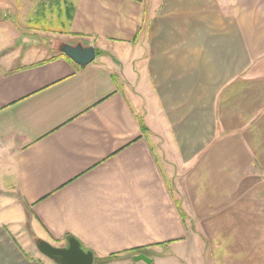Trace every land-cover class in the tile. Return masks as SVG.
I'll return each instance as SVG.
<instances>
[{
  "label": "crops",
  "instance_id": "crops-1",
  "mask_svg": "<svg viewBox=\"0 0 264 264\" xmlns=\"http://www.w3.org/2000/svg\"><path fill=\"white\" fill-rule=\"evenodd\" d=\"M68 237L264 264V0H0V264Z\"/></svg>",
  "mask_w": 264,
  "mask_h": 264
},
{
  "label": "water",
  "instance_id": "water-1",
  "mask_svg": "<svg viewBox=\"0 0 264 264\" xmlns=\"http://www.w3.org/2000/svg\"><path fill=\"white\" fill-rule=\"evenodd\" d=\"M61 53L78 67L87 66L95 59L92 45L85 48L81 45H64ZM35 248L40 255L56 264H94L93 254L81 248L79 242L73 238L68 239L64 247H54L45 241H38ZM131 259L134 262L151 263V260L143 254L135 255Z\"/></svg>",
  "mask_w": 264,
  "mask_h": 264
},
{
  "label": "trees",
  "instance_id": "trees-1",
  "mask_svg": "<svg viewBox=\"0 0 264 264\" xmlns=\"http://www.w3.org/2000/svg\"><path fill=\"white\" fill-rule=\"evenodd\" d=\"M68 239H72V238H71V237L66 238L65 242H66ZM37 242H38V241H37ZM81 248H83V247L81 246ZM83 249H84L85 251H88V250H86L85 248H83ZM141 252H142V250H140V249L133 250V251H131V252L125 254V257H126V258H130V257H132L131 255H135V254H138V253H141ZM120 257H121V256H119V255H111V256H109V257H105V258H94V264H105V263H108V262H112V261H114V260H118Z\"/></svg>",
  "mask_w": 264,
  "mask_h": 264
},
{
  "label": "rangeland",
  "instance_id": "rangeland-1",
  "mask_svg": "<svg viewBox=\"0 0 264 264\" xmlns=\"http://www.w3.org/2000/svg\"><path fill=\"white\" fill-rule=\"evenodd\" d=\"M6 1H9V0H6ZM7 10H10V14L13 15V10L11 9V7H10V9H7ZM118 260H130V259H127L125 256H121ZM118 260H114L112 262H115V261H118ZM112 262H110L108 264H111ZM46 264H50V262H46ZM203 264H209V263H203Z\"/></svg>",
  "mask_w": 264,
  "mask_h": 264
}]
</instances>
